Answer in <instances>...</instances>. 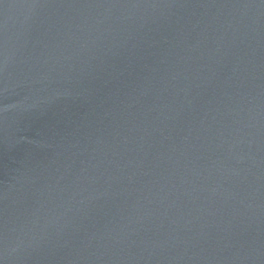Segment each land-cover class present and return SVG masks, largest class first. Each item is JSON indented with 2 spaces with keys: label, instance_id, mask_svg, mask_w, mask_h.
Here are the masks:
<instances>
[{
  "label": "water",
  "instance_id": "water-1",
  "mask_svg": "<svg viewBox=\"0 0 264 264\" xmlns=\"http://www.w3.org/2000/svg\"><path fill=\"white\" fill-rule=\"evenodd\" d=\"M0 264H264V0H0Z\"/></svg>",
  "mask_w": 264,
  "mask_h": 264
}]
</instances>
